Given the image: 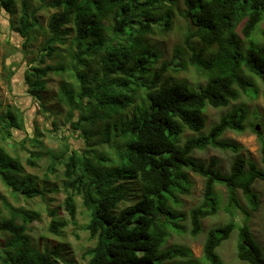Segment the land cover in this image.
<instances>
[{
    "label": "trees",
    "instance_id": "trees-1",
    "mask_svg": "<svg viewBox=\"0 0 264 264\" xmlns=\"http://www.w3.org/2000/svg\"><path fill=\"white\" fill-rule=\"evenodd\" d=\"M18 1L0 0V5L11 13ZM184 2V42L194 52L190 60L207 68L206 82L197 91L164 80L167 66L152 71L159 56L147 39L155 31L152 21L159 23L162 32L170 31L178 0H54L51 4L60 11L51 16L47 27L41 24L38 10L22 0L17 31L29 42L36 32L49 35L39 50L40 65L25 72L28 90L44 109L41 93L47 89V78L51 73L61 76L58 100L68 109L66 123L90 149L80 153L68 142L65 152L47 150L51 162L44 173L46 177L49 173L59 175L57 165L64 166V205L73 222L78 213L77 197L82 199L88 214L85 230L96 241L85 253L88 264H224L217 250L236 228L240 231L238 258L248 264H264V249L248 222L239 224L235 212L241 208L239 191L251 209H258L254 184L264 181V135L260 136L262 166L241 155L236 142L221 139L228 130H245L244 108L231 110L209 134L181 145L186 128L201 132L206 127L207 106L225 108L243 93L259 94L251 77L264 83V43L255 36L264 24V0ZM126 29L132 33L131 44L119 40L116 46L117 36ZM260 38L264 39V27ZM195 41L218 49L202 62L195 56L207 49L197 50L192 44ZM177 53L184 55L180 46H176ZM67 55L70 65L62 62ZM56 56H61L59 65L46 64V58ZM142 97L146 105L138 106ZM103 124L107 126L103 128ZM53 125L57 128L56 122ZM24 129L21 108L10 106L0 112V183L18 197L44 196L46 189L39 188L38 176L26 172L17 151L27 140L17 141L14 131ZM99 134L109 151L96 149L100 147L95 140ZM29 140L35 147H44L37 135ZM7 146H12V152ZM207 147L236 153L229 173L219 168L214 157L208 162L192 157L195 150ZM31 156V166L42 158L41 151ZM108 164L115 167L107 169ZM189 171L205 179L204 201L188 214L190 234L197 237L203 220L218 213L217 184L227 187L226 209L233 219L208 230L201 259L189 247L165 248L171 229L180 227L178 220L186 216L173 207L181 202L179 194L191 191ZM135 180L141 187L139 200L119 212L130 195L127 183ZM0 202V214L4 206L10 217L0 223V264H56L58 252L32 248L30 224L40 219V213L13 205L1 193ZM50 215L49 231L60 235L67 223L57 218L56 210Z\"/></svg>",
    "mask_w": 264,
    "mask_h": 264
},
{
    "label": "rangeland",
    "instance_id": "rangeland-1",
    "mask_svg": "<svg viewBox=\"0 0 264 264\" xmlns=\"http://www.w3.org/2000/svg\"><path fill=\"white\" fill-rule=\"evenodd\" d=\"M27 1L30 2L32 9L38 10V17L44 27H47L51 16L60 11L59 7L51 4L54 0ZM185 8L184 0H178L172 29L168 32H162L159 23L152 21L155 31L147 39L159 55L152 71L161 70L163 66H167L164 80L171 79L173 83L181 84L187 91H197L206 82L205 75L207 68H205L204 63L195 64L190 60L194 56V52L184 42L187 21L181 15V12ZM21 9L22 0L17 2L11 13L0 5V112H5L10 106L13 108L19 107L24 111L25 129L24 131L15 130L14 133L17 141L27 140V142H25L24 146L19 144L17 151L21 156L26 172L38 176L39 188H45L46 192L44 196L38 195L34 198L18 197L12 195L10 190L0 183V193L7 196L13 205L40 213V219L30 224L31 231H29V235L33 240L32 248L34 250L41 251L49 248V250L58 252L56 264H88V257L85 256V253L95 245L96 241L92 240L89 232L85 230L88 222V214L82 204V199L77 197L78 213L76 222H73L64 205V200L67 195L63 184L64 166L61 167V164L57 165L59 175L49 173V177H46L44 173L47 172V167L51 162L50 156L46 154L47 150L65 152V147L68 142H70L73 149H76L80 153L86 150L89 151L90 149H88L89 147L86 142L76 131L71 132L73 130L71 124L66 123L68 109L65 105L60 104L58 100L60 85L62 84L61 76L51 73L47 78V89L41 93L43 95L42 102L45 104L44 109L41 107L40 102L28 90L25 72L30 66L40 65L38 63L39 50L43 48L49 35L46 36L39 33V31L36 32V37L33 40L30 42L26 41L17 31V28L20 26ZM138 15L139 19H141L140 13ZM137 19L136 17V21ZM263 27L264 24L255 33L260 43H264L263 38L259 39V31ZM131 37L132 33L130 30L126 29L124 32H121L117 36L116 46L120 43L119 40L125 44H131ZM192 44L196 46L197 50L202 47L207 49L204 54L195 56L199 57L202 62H207L211 53L216 52L218 49V46L211 48L205 47L198 41L192 42ZM176 46L181 47L184 55L176 54ZM57 48L59 49L61 47L57 45ZM63 54L66 53L64 52ZM64 57L62 58V62L70 65L68 55L66 60ZM60 60L61 56H56L53 59L46 58V64L59 65ZM251 78L257 84V88L259 89L258 95H256V92L254 94L252 92L249 94L243 93L239 100L233 101L229 107L225 108L207 106L204 110V116L207 120L206 127L201 132H194L186 128L182 135L181 145L190 138L209 134L211 128L219 122L221 117L231 110L244 108L243 113L245 115L247 114L245 130L243 132L228 130L221 139L236 142L240 147L241 155L246 159L254 160L262 166L260 136L264 135V83L258 77ZM141 104L146 105V100L143 97L138 100V106ZM132 110L133 108L128 113L131 114ZM54 122L57 123V128H54ZM106 126V124H103V128ZM257 126H259V129L256 128ZM35 135L39 137V140L44 145L43 148L33 146V143L29 140V138L35 137ZM102 138L103 136L101 134L97 135L95 140L100 147L96 149L101 150V148H105L109 151V145L104 143ZM99 142L101 143L98 144ZM111 143H113V139H111ZM7 148L12 152V146H7ZM40 151L42 158L37 161L35 166H31L28 158L33 153ZM88 155L90 158L93 156L91 153H88ZM192 157L204 162H208L214 157L218 161L219 168L224 173H229L232 162L236 158V153L232 150L207 147L204 150H195ZM106 166L107 169L115 167L110 164ZM189 178L192 182L190 193L179 194L181 202L179 205L173 207L176 212L185 213L186 216L178 220L180 227L171 229V236L165 248L167 249L174 245L189 247L194 252L195 257L201 259L208 230L212 227L224 225L229 221H233V219L226 209L228 204L227 187L217 184L215 191L219 211L216 215L204 219L202 222V232L197 237L192 236L190 234L191 221L188 214L192 208L201 205L204 201L205 179L190 171ZM127 184L130 195L128 194V199L121 204L119 212L134 205L139 200V196H137L141 191L139 182L135 180L129 181ZM254 190L258 194V209H251V205L248 203L246 197L239 191L241 208L237 207L235 209L236 219L239 224H243L245 220L248 222L257 242L264 249V181H257L254 184ZM0 205H3L2 202H0ZM2 210L3 213L0 214V223L4 219L10 218L4 210V206ZM51 210H56L57 218L67 223V226L62 229L60 235L53 234L49 231V225L52 219L50 215ZM239 236L240 231L236 228L230 238L224 241L218 248L217 251L223 258L224 264H248L241 261L237 256Z\"/></svg>",
    "mask_w": 264,
    "mask_h": 264
},
{
    "label": "water",
    "instance_id": "water-1",
    "mask_svg": "<svg viewBox=\"0 0 264 264\" xmlns=\"http://www.w3.org/2000/svg\"><path fill=\"white\" fill-rule=\"evenodd\" d=\"M256 128L259 129V126H257Z\"/></svg>",
    "mask_w": 264,
    "mask_h": 264
}]
</instances>
